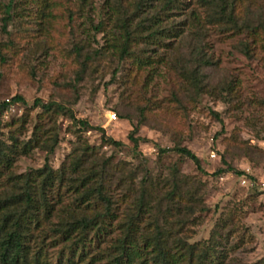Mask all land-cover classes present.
I'll list each match as a JSON object with an SVG mask.
<instances>
[{
	"label": "rangeland",
	"instance_id": "374dc122",
	"mask_svg": "<svg viewBox=\"0 0 264 264\" xmlns=\"http://www.w3.org/2000/svg\"><path fill=\"white\" fill-rule=\"evenodd\" d=\"M136 1L0 0V103L15 96L23 101L0 111V143L16 147L9 167L0 168V194L11 179L44 165L42 143L56 134L48 166L69 168L74 144L87 145L83 171L91 162L104 164L113 200L145 177L153 208L141 229L159 215L172 216L167 225L174 236L197 251L220 242L221 264L264 260V0H223L224 14L219 3L201 0H177L170 11L162 9L164 0H144L140 9ZM125 25L134 39L120 60ZM162 28L174 36H152ZM34 100L63 111L43 112ZM67 110L93 129L81 131ZM134 127L141 139L135 150L127 140ZM101 134L121 146L101 144ZM173 147L191 152L206 175L174 152H158ZM222 162L243 175L209 176L225 168ZM68 173L66 179L77 177ZM173 181V200L163 202ZM69 185L55 183L48 192L59 214L79 206ZM91 203L79 208L102 211ZM127 203L117 202L119 223L112 220L99 242L90 233L84 250L78 244L75 252L73 240L46 230L53 216L31 237L29 255L45 264L91 258L105 264L100 256L121 234ZM189 205L195 213L186 218ZM187 220L182 229L176 226ZM81 251L88 255L78 262Z\"/></svg>",
	"mask_w": 264,
	"mask_h": 264
},
{
	"label": "trees",
	"instance_id": "16d2710c",
	"mask_svg": "<svg viewBox=\"0 0 264 264\" xmlns=\"http://www.w3.org/2000/svg\"><path fill=\"white\" fill-rule=\"evenodd\" d=\"M143 1L137 0L135 8L140 9L141 6L146 5ZM145 1L147 2V0ZM216 3H219L220 14H224L227 6L223 5V0H201V4L203 5L213 6ZM178 5L177 0H164L162 9L170 11L172 7ZM9 9L10 4L8 3L4 7L6 17L2 19V32H6L5 25L9 18L7 16ZM94 30L97 31L99 29L95 27ZM157 34L162 37L174 36L170 28H162L159 30V33H152V36ZM133 39L131 31L125 25L121 49L118 55L120 60L128 55V48ZM14 103H23V101L18 96L12 97L8 102L0 103V111L5 110L9 104ZM32 106L40 108L43 112L52 110L53 113H59L63 111V108L59 105L51 103L41 104L39 100H34ZM66 112L68 118L81 131L93 129L85 121L75 119L71 111L67 110ZM136 130V127H134L127 135V140L132 144L133 150L137 149L138 143L141 141L138 137H134ZM100 140L101 144L104 145L121 146L119 142L105 137L103 134H101ZM56 145L57 136L54 134L50 140H44L41 149L48 156L52 154ZM15 149L14 145L6 148L0 143V168L1 166L5 168L9 167L11 162L9 154H13ZM90 150L87 145L79 147L76 142L72 149L74 156L71 157L69 168L65 169L64 166H61L57 170L51 169L48 166L46 156L45 163L40 169L11 179L10 187L0 194V264H45L40 261L39 255H29L28 243L31 242V237L39 232L47 222L50 224L53 216L56 217V222L52 223V226L46 230L63 242L73 240L70 251L75 252L76 245L78 244H81V248L84 250V242L88 234L93 233L98 242L106 235L105 232L110 226V222L118 217V213L114 212V210H117V202L125 201L126 199L128 203L124 211L125 216L119 224L121 234L114 239L110 248L111 252H104L100 256L101 258H106L105 264H214V261L217 264H221L223 259L217 257L222 252L220 242H213L209 247L197 251L196 245H191L187 240L174 236L173 229L167 225L170 224L169 217L172 216L162 217L159 215L157 219H153L150 224L144 225L141 229L140 222L151 214L153 208L151 193L145 182V177H142L140 187H133L134 191H132V188L130 190L127 189L129 192L126 190L120 199L113 200L105 183L106 170L104 164L101 167H95L96 165L91 162L90 167L83 171L82 159H84L83 156ZM158 152L161 154L174 152L180 157L189 160L197 171L206 175L200 168L198 159L185 148L159 149ZM222 164L225 166L224 169L219 168L209 174V176L216 177L228 172H231L235 176L243 175L242 172L231 169L225 163L222 162ZM68 171L69 173L76 174L77 177L66 179L65 173ZM55 183L58 186L64 183L66 185L71 184L69 188L77 195L79 206L89 201L92 202L93 206H100L102 211L95 210L92 214H87L84 211L85 208L82 209L76 206L75 212L65 209V212L59 214L54 211L48 195L50 188ZM176 188L177 184L173 181L170 191L161 200L163 202H171ZM202 211H204L203 208L197 210L200 213ZM185 213L186 218L193 216L195 206H187ZM117 222L119 223L118 219ZM187 222L188 220L181 222L179 225L178 221L176 226L182 229L183 225H186ZM87 255V253H82L81 251L78 262L83 261ZM97 261L96 258H91L86 264H94ZM66 263L73 264L71 260H68ZM254 264H264V260H260Z\"/></svg>",
	"mask_w": 264,
	"mask_h": 264
},
{
	"label": "built area",
	"instance_id": "2783aa9c",
	"mask_svg": "<svg viewBox=\"0 0 264 264\" xmlns=\"http://www.w3.org/2000/svg\"><path fill=\"white\" fill-rule=\"evenodd\" d=\"M110 120H111V121H114V120H115L114 115H112V116L110 117Z\"/></svg>",
	"mask_w": 264,
	"mask_h": 264
}]
</instances>
